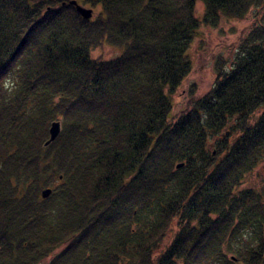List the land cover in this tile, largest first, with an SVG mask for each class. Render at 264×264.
I'll use <instances>...</instances> for the list:
<instances>
[{"label": "trees", "instance_id": "1", "mask_svg": "<svg viewBox=\"0 0 264 264\" xmlns=\"http://www.w3.org/2000/svg\"><path fill=\"white\" fill-rule=\"evenodd\" d=\"M70 1L0 0V264H264V0ZM249 15L173 115L199 29Z\"/></svg>", "mask_w": 264, "mask_h": 264}, {"label": "rangeland", "instance_id": "2", "mask_svg": "<svg viewBox=\"0 0 264 264\" xmlns=\"http://www.w3.org/2000/svg\"><path fill=\"white\" fill-rule=\"evenodd\" d=\"M88 8L93 9L94 17L99 8H94L83 4ZM204 5L202 2L197 4V14L200 15L203 12ZM253 17L248 16L244 19H236L230 21H224L217 27H204L199 29V33L196 35L190 49L189 54L192 60V71L186 78L183 86L178 89L174 94V109L173 115L177 116L182 110L185 109L189 99V88L192 84L197 86V95H203L210 90L214 83L215 78V64L217 59H226L230 65L233 59L234 49L240 42L242 36H244L252 26ZM120 49L109 45L107 43L95 48L92 51L94 57L112 58L120 53ZM264 183V163H262L256 170L248 174L242 184V187H254L261 189ZM175 229H177L175 227ZM175 229H172L164 243L157 249L156 253H160L171 242ZM55 250V253L59 251ZM229 257L235 256L233 253H228ZM51 256L44 259L39 264H48Z\"/></svg>", "mask_w": 264, "mask_h": 264}, {"label": "water", "instance_id": "3", "mask_svg": "<svg viewBox=\"0 0 264 264\" xmlns=\"http://www.w3.org/2000/svg\"><path fill=\"white\" fill-rule=\"evenodd\" d=\"M70 3L76 7L77 11L79 12V14L81 16H83L86 19L92 18V16H93V9L92 8H88V7L78 3L77 0H71ZM61 130H62V121L60 119L52 121L50 124V127H49V137L45 141L44 145L47 146L51 142H53L60 135ZM178 167H179V165H178ZM51 191H52L51 188L44 189L42 191V197H44V198L48 197L50 195ZM263 231H264V227H263Z\"/></svg>", "mask_w": 264, "mask_h": 264}]
</instances>
